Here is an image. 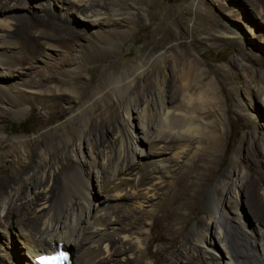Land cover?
<instances>
[{
  "label": "bare ground",
  "instance_id": "6f19581e",
  "mask_svg": "<svg viewBox=\"0 0 264 264\" xmlns=\"http://www.w3.org/2000/svg\"><path fill=\"white\" fill-rule=\"evenodd\" d=\"M25 1L0 0V70L10 77L8 82L0 79V90L9 97L6 111L18 115L25 112L24 102L32 103L37 97L43 101L66 98L38 90L27 93L19 87H10L20 81L13 68L19 65L23 69L28 61L36 60L39 53L36 46L23 53L26 44L21 39L28 38V35H24L22 23L46 30H69L83 37L81 28L73 24L77 16H85L88 24L100 29L110 25L119 27L129 21L123 18L126 11L130 12L144 0H133V3L106 0L104 4L96 3V0H36L33 4ZM248 1L255 10L251 19L261 29V41L264 42V0ZM26 5L44 7L45 10L42 14L35 12L34 16L16 11L18 7L27 9ZM56 7L60 11H56ZM129 15L133 17L134 13ZM56 19L62 20L63 24ZM113 31L109 33L119 35ZM157 33L154 31L149 35L147 49L154 45ZM100 34L98 39L104 32ZM34 39L39 41L40 38L35 36ZM94 49L95 59L106 57L97 47ZM20 51L22 56L16 60ZM73 60L74 56L68 54L62 65L71 71ZM149 61L157 67L161 64L159 73H167L164 86L156 89L160 88L156 103L149 102V97L153 96L150 88L156 84L155 72L151 70L143 79L136 76L135 80L126 71L113 79L110 90L115 95L124 94L127 90L135 91L136 98L129 102L127 111L129 117L131 110L137 114L133 116V120H139V124H135L139 129L137 141L131 132V142L119 136L116 146L111 144L109 149H104L103 136L117 129L118 125L89 121L86 114L92 109L87 108L73 120V134L81 145L85 131L92 135L82 155L73 149L75 138L63 142L61 135L54 134L35 142V151L27 157L32 156L33 160L28 159L18 171L11 172L9 180L0 182V202H3L0 205V227L7 241V244L2 243L0 236V264H34V257L54 253L57 249L72 251V247L77 248L76 256L80 261L74 264H149L147 261L154 259L157 252L151 251L155 238L148 240L142 232L147 225L146 219L163 220L165 233L173 235L185 228L190 212L201 201L208 225L211 219L218 220L213 234L228 254V262L264 264V177L258 168L251 166L247 176L244 171L239 172L236 184L239 193H230L232 197H229L230 189L224 184L215 186L212 193L207 191L214 175L213 166L221 163L220 153L225 141L221 101L213 80L199 70L196 61H189L188 56L178 53L165 57L151 52ZM260 64L264 73V63ZM138 71H133V76ZM255 79L254 87L264 103V79L258 75ZM52 80L51 76L37 78L41 85L43 81L50 83ZM90 83L91 80H84L81 76L73 80L78 88L75 100L84 99ZM2 99L0 97V102ZM92 99L96 101L94 95ZM239 100L238 105L246 107L247 102ZM144 103L147 107L140 110L139 106ZM169 103L176 107L170 108ZM251 116L256 121L259 119L256 113H251ZM3 128L0 115V129ZM6 142L9 144L4 145ZM145 143L151 147L149 155L144 152ZM252 143L256 144L254 138ZM0 144H3L0 149L11 147L6 159L24 156L26 143L21 138H1ZM67 150L72 151V157ZM187 161L189 164L182 167L181 163ZM104 170L107 175H104ZM26 177V189L14 188ZM167 177L172 178L174 184L167 183ZM91 180H95L94 185L98 188L96 199L90 193ZM218 198H225V201ZM226 200L232 202V209L226 208ZM242 202L256 218L254 226L245 220L239 207ZM130 222L137 225L132 226ZM208 231L206 228L205 237ZM192 233L185 237L184 245L197 253L198 261L194 264H222L217 248L207 244L202 237L200 225H196ZM165 239L163 237V241ZM146 243L148 247L144 251ZM19 248L29 258L28 261L22 262L17 257L15 253ZM70 256L71 260L72 254Z\"/></svg>",
  "mask_w": 264,
  "mask_h": 264
},
{
  "label": "rangeland",
  "instance_id": "374dc122",
  "mask_svg": "<svg viewBox=\"0 0 264 264\" xmlns=\"http://www.w3.org/2000/svg\"><path fill=\"white\" fill-rule=\"evenodd\" d=\"M105 1L96 0V3L104 4ZM31 2L33 4L37 1H25L26 4H31ZM127 3H133V0H127ZM140 5L134 6L130 12L126 11V14L124 11L125 17L123 16V18L129 21L123 22L119 27L110 25L100 29L101 27L88 24L85 16H77L73 24L76 25L75 27L81 28L83 37L76 36L69 30H46L44 27L22 23L24 35H28L30 38L21 39L26 44L23 53L31 51L29 49L31 46H36L39 53L37 59L28 61L23 69L19 65L13 68L16 71L14 74L20 76V81L18 85L10 87H19L27 93L38 90L43 94L64 95L66 98L43 101L37 97L38 99L36 98L32 103L23 101L25 112L18 115L6 111L8 108L6 102L9 97L5 91L0 90V97L3 98L0 102V115L3 117L4 127L0 129V139L21 138L26 143L24 156H20V158L16 156L6 159V154L9 153L11 147L0 149V182L9 180L11 172L18 171L21 165L28 162V159L33 160L32 156L28 159L27 157L35 151L33 147L35 142L54 134L61 135L63 142L68 138H75L73 149L82 155V151H85V146L89 144L92 135L88 130L85 131L81 145L80 140L73 134V120L87 108L92 109L86 114L89 121H94L97 124L104 121L118 125L119 129H112L103 136L104 149H109V146L112 145L116 146L119 136L123 140L127 139L131 142V132L137 141L139 129L137 130L135 124L138 125L139 120H133V116H137L133 110L130 111L131 118L127 111L129 102L136 98L135 91L127 90L124 94L115 95L110 90L114 84L113 79L126 71H129L130 77L135 80L136 76L143 79L146 73L151 70L155 72L154 82L158 86L154 84L150 88L153 96L149 97V102L156 103L167 73H159L158 68H161V64L157 67L158 65L149 61L151 52L165 57H172L176 53L188 56L189 61H196L198 67L200 66L199 70L203 71L210 80H213L216 86V93L221 101L220 114L224 120L225 141L220 153L221 163L213 166L214 175L207 191L212 193L215 186L224 184L230 189V197V193L233 194L234 191V193L237 191L239 172L244 171L247 176L251 166H256L264 177V103L254 87L257 75L264 79L260 64V62L264 63V42L261 41V29H258L251 19L255 15L251 2L248 0H144ZM55 9L60 11L59 7ZM44 10V7L40 8V6L33 8L28 6L27 9L16 8V11L26 12L33 16L35 12L42 14ZM8 12L10 13V11ZM131 12L134 13L133 17L129 15ZM56 20L63 24L62 20ZM113 30L117 31L119 35L109 33ZM154 31L158 32L153 39L154 45L147 49L146 41ZM103 32L104 34L100 36L101 39H98V35ZM35 36L40 38L39 41L34 39ZM95 47L106 57L98 58L99 61L95 59ZM21 53L22 51L19 52L16 60L21 58ZM68 54L74 56L72 61L74 68L71 71L62 65L63 58ZM136 69L139 71L137 75L133 76L132 73ZM7 75L0 70V79L8 82L10 77ZM40 76L43 78L51 76L53 80L50 83L43 81L41 85L37 82V78L39 79ZM80 76L84 80H91V83L85 90L84 99L77 101L75 93L78 92V88L73 84V80ZM158 87L160 88L156 90ZM234 88H237L238 91ZM93 95L96 97V101L92 99ZM237 95L242 101L247 102L246 107L243 104L238 105L240 100ZM168 106L176 107L171 103ZM145 107H147L146 103L139 106L140 110ZM249 112L256 113L259 119L254 120ZM147 113L152 112L148 111ZM17 126H20L19 132H14L17 131ZM11 127H14L13 130ZM252 138L255 139V145L252 143ZM8 144L9 142H6L4 145ZM47 144L51 147L50 141ZM2 145L0 144V147ZM143 148L147 155L151 153L148 143H145ZM66 152L70 157L73 156L71 150ZM8 161L12 163L10 164ZM188 164L187 161L181 163V166L186 167ZM149 170L152 168L150 167ZM229 173L232 175L230 176ZM104 175H107L105 170ZM22 180L24 181L19 182V185H15L14 188L26 189L27 177ZM166 180L167 183L174 184L172 178L167 177ZM94 183L95 180L90 181V193L96 199L99 193ZM238 191L236 194L239 193ZM218 199L221 202L225 201V198ZM2 203L0 202V205ZM226 206L227 209L233 208L230 200H226ZM239 207L245 220L254 226L257 220L248 211L245 202H242ZM204 217V207L201 201L190 212L185 228L173 235L165 233L163 220L159 219L155 222L152 219H146L147 225L142 229V232L144 237H148V240L155 238L151 251L157 252L154 259L147 262L149 264L196 263L198 261L197 253L186 249L184 240L185 237L193 234L196 225H200L202 237L204 236L207 244L217 248L221 263L231 264L228 262V254L221 247L217 236L213 234L218 220L211 219L208 225V220ZM130 223L132 226L137 225L136 222ZM1 228L2 243L7 244ZM206 228L209 229L207 237H205ZM163 237H166L164 241ZM16 242L19 246L18 241ZM144 247L145 251L148 244L146 243ZM72 249L70 251V255L72 254L73 257L71 262L73 264L75 261L80 262L76 256L77 248L72 247ZM15 254L22 262L29 260L23 255L20 248Z\"/></svg>",
  "mask_w": 264,
  "mask_h": 264
},
{
  "label": "snow or ice",
  "instance_id": "6c2138e0",
  "mask_svg": "<svg viewBox=\"0 0 264 264\" xmlns=\"http://www.w3.org/2000/svg\"><path fill=\"white\" fill-rule=\"evenodd\" d=\"M60 258H62V259H67V257L66 256H62V257H52V258H50V259H60Z\"/></svg>",
  "mask_w": 264,
  "mask_h": 264
},
{
  "label": "trees",
  "instance_id": "16d2710c",
  "mask_svg": "<svg viewBox=\"0 0 264 264\" xmlns=\"http://www.w3.org/2000/svg\"><path fill=\"white\" fill-rule=\"evenodd\" d=\"M20 126H17V131H14V132H19L18 129H19ZM14 127H11V129L13 130Z\"/></svg>",
  "mask_w": 264,
  "mask_h": 264
},
{
  "label": "clouds",
  "instance_id": "9594fccd",
  "mask_svg": "<svg viewBox=\"0 0 264 264\" xmlns=\"http://www.w3.org/2000/svg\"><path fill=\"white\" fill-rule=\"evenodd\" d=\"M64 251H66L69 255H70V252H68L67 250H64ZM38 257V256H37ZM71 257V256H70ZM35 258V257H34ZM71 261V260H70Z\"/></svg>",
  "mask_w": 264,
  "mask_h": 264
},
{
  "label": "water",
  "instance_id": "95a60500",
  "mask_svg": "<svg viewBox=\"0 0 264 264\" xmlns=\"http://www.w3.org/2000/svg\"><path fill=\"white\" fill-rule=\"evenodd\" d=\"M68 252H70V251L68 250Z\"/></svg>",
  "mask_w": 264,
  "mask_h": 264
}]
</instances>
